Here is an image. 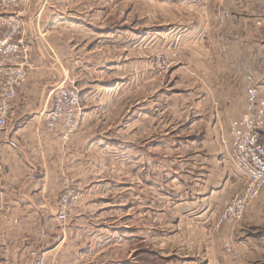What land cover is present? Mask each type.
<instances>
[{"label":"rangeland","instance_id":"rangeland-1","mask_svg":"<svg viewBox=\"0 0 264 264\" xmlns=\"http://www.w3.org/2000/svg\"><path fill=\"white\" fill-rule=\"evenodd\" d=\"M24 1L0 7V38L18 26L13 41L24 45L27 60L16 17ZM252 1L245 9L231 0L46 1L75 27L58 34L72 39L75 61L59 66L53 90L78 89L77 131L89 111L95 135L91 153L101 155L104 173L87 178L89 185L101 186L99 193L88 190L85 208L79 206L88 185L67 173L56 179V194L31 196L37 201L51 196L56 208L45 216L48 229L63 236L72 233L73 215L80 210L78 232L94 236L86 264H264L260 228H251L261 226L255 208L264 204V186L247 200L239 219L219 222L224 206L248 180L229 158L232 152L242 156L240 146L250 150L248 136L234 139L230 124L245 111L249 85L264 96V34L258 32L264 16ZM245 26L252 32L243 33ZM227 42L235 49L228 50ZM67 52L72 55L71 46L61 47L59 57L66 59ZM235 68L244 71L245 80ZM2 80L0 105L10 104L15 96L5 98ZM263 129L256 135L261 145ZM4 161L0 144V217L7 211L18 216L12 209L17 211L21 193L5 176ZM25 180L30 185L41 176ZM40 261L49 264L37 248L9 264Z\"/></svg>","mask_w":264,"mask_h":264},{"label":"crops","instance_id":"crops-1","mask_svg":"<svg viewBox=\"0 0 264 264\" xmlns=\"http://www.w3.org/2000/svg\"><path fill=\"white\" fill-rule=\"evenodd\" d=\"M46 1L48 0H25L21 10L16 12V17L22 23L20 37L27 45L29 53L26 60L25 80L9 104L6 126L0 128V144L2 154L6 156V161L3 162L4 168L9 167L4 171L5 176L10 179V183L17 185L15 190L21 193V198L16 207L17 211L12 209L13 213H18V216H11L7 211L8 216L0 217V264H9L12 259L23 258L30 249L37 248L45 252L49 264L90 262L85 260V253L92 249L88 243L94 236L86 231L78 232L81 228L80 220L83 218L80 210L73 215L72 233L67 232L64 236L53 227L48 229L49 223L45 218L47 214L53 216L55 212L56 203L54 204L50 195L58 191L56 179L60 174L64 176L67 173L73 179L83 183L85 187L88 185L87 195L80 204V209L85 208L81 206L88 200V190L89 194L99 193L98 188L101 186L100 184L89 185L90 181H87V178L95 177L103 172L99 163L101 155L91 153L95 145V135L92 134L94 130L93 124L90 123L89 111H84L77 133L67 143H61L58 137L59 130L51 136L43 134L42 114L47 110L52 90L60 80L59 66L68 65L70 60L75 61L72 39L64 41L58 37L60 31L75 27L60 20L62 16L50 7H46ZM231 1L234 4L237 1L241 3L238 6L240 9H245L248 2L251 3V0ZM252 2H258L259 14L264 16V0ZM249 12H251L250 9ZM232 13L236 11L233 9ZM245 17L246 15H243L242 18ZM240 29L245 34L252 32L251 28L247 31L246 26ZM259 30L261 34H264V27H259L260 33ZM226 45L228 50L236 47L229 42ZM64 46L72 48V55L67 52L69 56L66 59L59 57V51ZM242 56L245 60V54ZM230 65L227 61V66ZM235 71L245 80L244 71L241 73L237 68ZM246 97L245 91L242 110L246 105ZM261 136L264 140V129ZM99 141L98 139L96 143L101 144ZM131 156L138 158V155ZM96 162L99 166L95 164ZM221 173L224 174V172ZM31 176H36V179L37 176H41V181L26 185L28 182L25 179ZM35 192L41 198L45 193L50 194L48 196L50 202L37 201L36 197L31 196L32 194L36 196ZM255 209L258 211L261 226H251V228H260L259 243H264V204ZM50 221L53 222L52 218ZM185 232L189 231L185 230ZM198 253L197 250L196 254ZM261 263H264V260Z\"/></svg>","mask_w":264,"mask_h":264},{"label":"built area","instance_id":"built-area-1","mask_svg":"<svg viewBox=\"0 0 264 264\" xmlns=\"http://www.w3.org/2000/svg\"><path fill=\"white\" fill-rule=\"evenodd\" d=\"M17 0H0V7L10 8L16 5ZM18 26H13L11 31L0 38V77L3 79V95L7 100L12 99L17 88L24 82L26 69L25 47L20 42H14L13 37L17 34ZM247 101L244 113L234 119L229 127V134L236 139L240 135L247 134L245 142L250 150L245 153V146H240L241 157L236 153H230V160L239 166V169L248 177L247 185L242 192L236 193L224 206L219 222L239 219L246 211L247 200L254 198L259 189L264 186V145L258 143L256 135L264 127V96L259 95L254 85L246 89ZM9 104L0 105V128L6 126V115ZM79 91L74 87L59 88L52 92V104L42 114L43 134L53 135L60 129V139L66 143L79 126ZM237 146V140H234ZM73 195L70 194V197ZM67 199H63L64 203ZM65 209V207H61ZM38 264H43L40 261Z\"/></svg>","mask_w":264,"mask_h":264}]
</instances>
